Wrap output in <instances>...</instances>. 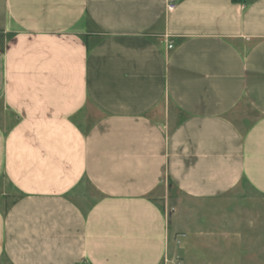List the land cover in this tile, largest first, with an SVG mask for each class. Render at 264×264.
Here are the masks:
<instances>
[{
	"label": "crops",
	"instance_id": "1",
	"mask_svg": "<svg viewBox=\"0 0 264 264\" xmlns=\"http://www.w3.org/2000/svg\"><path fill=\"white\" fill-rule=\"evenodd\" d=\"M168 1L0 0V264H162L171 188L264 197V0Z\"/></svg>",
	"mask_w": 264,
	"mask_h": 264
},
{
	"label": "rangeland",
	"instance_id": "2",
	"mask_svg": "<svg viewBox=\"0 0 264 264\" xmlns=\"http://www.w3.org/2000/svg\"><path fill=\"white\" fill-rule=\"evenodd\" d=\"M169 195L172 230L162 264H264V197L247 186L203 204H185L175 188Z\"/></svg>",
	"mask_w": 264,
	"mask_h": 264
},
{
	"label": "built area",
	"instance_id": "3",
	"mask_svg": "<svg viewBox=\"0 0 264 264\" xmlns=\"http://www.w3.org/2000/svg\"><path fill=\"white\" fill-rule=\"evenodd\" d=\"M177 7V2L176 0H169L168 1V4H167V11L168 12H173ZM173 48V44L171 43L169 45V49H172Z\"/></svg>",
	"mask_w": 264,
	"mask_h": 264
}]
</instances>
